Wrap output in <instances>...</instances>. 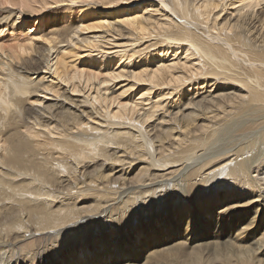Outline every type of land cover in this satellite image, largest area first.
<instances>
[{
	"label": "bare ground",
	"instance_id": "6f19581e",
	"mask_svg": "<svg viewBox=\"0 0 264 264\" xmlns=\"http://www.w3.org/2000/svg\"><path fill=\"white\" fill-rule=\"evenodd\" d=\"M41 1L42 6H31L28 0L0 4L19 5L21 10L30 6L40 14L49 4L79 0ZM99 1L87 4V16L112 4L118 14L122 1L128 6L137 0ZM159 1L172 12H164L165 20L136 13L90 27L75 20L74 35L71 24L51 29L55 36L63 30L72 41L80 30L114 28L130 38L156 36L153 48L171 43L196 56V63L184 65L179 74L172 71L177 63L112 76L173 86L166 100L155 101L153 111L137 117V103H121L112 112L98 92L87 95L93 74L87 78L73 66L69 77L63 55L56 59L53 73L66 82L78 79L70 91L86 95L75 97L69 90L44 86L45 78L39 76L42 69L51 68L52 45L36 47L34 55L25 57L29 43L19 41L23 31L13 28L20 51L13 52L14 47L0 60V264H264V149L243 158L255 146L251 138L239 145L230 141L225 147H211L227 130L246 131L264 121V8L255 11L262 0L245 2L242 14L226 20H220L215 9L223 11L228 0ZM17 12L18 19H28V13ZM2 22L0 18V34L12 26ZM33 38L29 34L28 39ZM38 73L35 80L32 75ZM203 75L212 78H200ZM186 82L192 92L180 93L178 87ZM47 92L58 98L44 102L47 96H37ZM159 107L164 114L145 126ZM204 187L212 190L209 196L198 195ZM137 194L138 200H182L179 207L159 212L152 223L141 220L137 230L125 233L120 228L135 218L124 215L126 204L130 199L134 203ZM116 200L123 204L120 208ZM115 223L120 230L111 228L110 234L100 236L99 229L102 238L97 242L89 247L80 243L92 224ZM71 236L72 241H66ZM77 240L79 247L69 250ZM65 243L68 251L46 263L45 258ZM19 246L23 252L13 258Z\"/></svg>",
	"mask_w": 264,
	"mask_h": 264
},
{
	"label": "rangeland",
	"instance_id": "374dc122",
	"mask_svg": "<svg viewBox=\"0 0 264 264\" xmlns=\"http://www.w3.org/2000/svg\"><path fill=\"white\" fill-rule=\"evenodd\" d=\"M32 1L28 0V3H30V5L37 4L36 6H40V5L42 6L43 4L41 3L42 2L41 0H39L40 1L38 2L39 4L36 2L38 0H32ZM90 1L93 2L99 0H84V1L79 0L76 1V3L74 4L73 3L71 4V2L59 1L58 4H54V5L49 4L46 7H44V9L40 11V14L39 11L38 12L33 11L32 7L30 6L26 7L24 10H21L22 8L19 7V5L18 6L13 5L12 7H10L11 6L10 4L6 6L5 4H0V18L3 20L2 24L5 25L6 23L12 24V26H10L11 29L6 26L7 28L4 29L5 31L4 30L1 31L0 60H1V56H4L8 52L11 53V51H13L15 48L16 49L13 52L15 51L16 53L18 52L19 47L17 49V47L14 45L17 44L18 41L16 42L13 40L12 30L14 27H15L14 28L15 31L20 28L19 30H22L23 33L22 36H20L19 41H21L22 43L28 42L29 44L27 48L30 47L27 50L29 52H27V54L24 53L25 57L29 56L30 53L34 55L36 47L44 48L45 45L47 46L52 45L51 46L52 51L50 56L51 68H49L48 65L47 67H45V69H42L41 75L40 73L32 75V77H35L34 78L35 80L39 79V77L44 76L45 78L44 86L49 84L51 85L50 87L53 86L57 92H61L65 89L70 91V89L72 88V84L79 82L78 79L74 80L73 82L63 81L55 73H53L55 67L54 63L56 62V59L61 55H63L62 57L65 58V62L68 64L66 68L70 70L69 77H71L74 73L73 66H77L80 71L81 70L84 71L85 77L87 78L90 75V73L93 74L94 79L92 80L91 85L86 89L85 93L87 95L91 94L92 96H94L95 93L98 92L100 99H102V101L105 100V103L109 105L108 109L112 110V112H117L119 110L118 109L119 104L121 103L123 104L127 102L138 104L136 108L139 110V112L135 114V117L139 115H144L148 111H153L156 108V105H154L155 101H158L160 99L166 100V98L168 97V93L171 91V88H173V86L157 85L155 83L151 84L150 82H139V81L136 82L134 81V79L128 78L129 75L122 76L121 78H113L112 76H114L115 74H119L122 71L128 73L129 70H135V72L138 74L139 72L145 69L152 70L153 68L157 67L160 64H165L166 66V65H176L177 63L178 65H176V68L172 69V71L175 74L182 73V71H184V65L196 63L195 61H197L195 60L196 56L192 55L187 48L184 49V46H176L174 44L168 43L165 44L164 47L156 49V47L153 48L154 46L151 47L150 45V43H152L153 40L154 41L156 40V36H152L151 39H144V40H141L139 37L130 38L126 36V33L125 36L119 35V33H117L114 30V28L108 29L107 27L106 28L91 27L90 29H85V30H80L78 28L80 31L77 30L78 34L74 37L72 41L70 39L67 40V38L65 37L66 34L62 33L63 30L60 31L59 35L55 36L54 33H53L54 35L51 33V29L53 28V26L63 27L64 25L69 26L71 24L72 30L69 32H72L73 30H75V26H76L74 24L75 20H79V22L82 21L85 23L86 27H90L93 26L94 24H97L99 21L107 20L108 18L112 20H119L121 17H123V15L132 16L136 13L153 15V18L155 19L165 20L166 15H163L165 14L164 12H168L171 14L172 12H169L168 7L165 8L164 6H162L159 0H140V1L137 0L136 2H133L128 6H126L127 4L125 3V1H122L120 3V7L123 10H121V12H119L118 14H114V12H116L117 10L116 9L117 6L112 7L113 6L112 4L110 7H107L108 9L105 10H103L104 8L103 9L97 8V10L94 11V12L98 11L97 13L87 16L88 14H90L88 11H86L88 8L87 4L90 3ZM247 1L250 0H228L227 5L223 11L220 10L221 7L215 9L216 14L217 13L221 14L219 17L220 20H223L224 17L226 20L231 15L238 16L239 14H242V6ZM99 3L102 4L101 1H99ZM7 7H9V9H7ZM263 8H264V0H262L260 4L256 6L255 11H259L260 9ZM1 9H7V12L3 13L1 12ZM18 10L24 12V16L25 13H28L27 14V16L29 15L27 17L28 19H26L28 22L26 20H24L23 22V19H18L19 18L18 17L19 13L17 12ZM55 13H57V16H54ZM4 15L7 16L10 15L11 17L6 18L7 16ZM84 17L86 18L85 20H83ZM17 19L19 21L16 24H13V22L17 21ZM47 19L48 21L45 22ZM29 34L32 35L34 38L29 40L30 39V38L28 39ZM72 34L74 35L75 33L72 32ZM85 40H89V41L94 40L96 45L88 46ZM21 53L23 54L22 51ZM0 68H1L0 71H3L2 65L0 66ZM206 77L209 79L212 78L208 75H203L200 78H206ZM85 80L86 79H84V81ZM133 83H135V86H133ZM81 86H84V83H82ZM149 88L151 90H148ZM192 88L193 87L189 85V82H186L183 86L178 87V91L180 93L183 92L184 94H186L192 92L193 90ZM85 93L83 94L79 92L70 91V94L75 95V97L85 96L86 95ZM37 96H39L41 99H45V97L47 96L44 102H46L47 99L51 101L52 99L55 100L56 98H58V96L53 92L51 93L47 92L46 95H44L43 93L41 94L38 93ZM171 97L173 100L177 101V103L179 102V100H177L178 98L177 96L172 95ZM184 99H185V95L183 96L182 99L180 98V102H179L180 105H182ZM177 103H173V104L177 105ZM132 105L135 106L134 104ZM169 105H171V103H169ZM164 106L167 109V104H165ZM95 107H97V104ZM157 109H158L157 113H155L152 119L146 122L145 126H148L149 124L153 125L151 123H153L154 120H158V118H160L164 114L165 109H163L162 107H159ZM91 123H93V121ZM260 124H261L260 126H256L252 129L248 128L246 131L245 130L242 131L238 129L227 130L224 133L226 135L222 133L221 138L218 141H216V143L211 144V147H215V144L216 147L217 145L218 147H223L224 145L227 146L230 141H232L231 142L232 145L234 144L239 145L240 143H245L247 140L254 139L253 142H255L254 143L255 146L250 152H247V154L243 158H247L251 156L253 153L259 154L260 153L259 150L264 149V138L262 137L263 134L262 132L264 130V121L263 123ZM115 127H121V126H115ZM122 127L124 128L128 126L124 125ZM241 158L242 157H240L239 159ZM173 187L174 185L171 183V189ZM175 188L176 187H174V189ZM210 190L211 189L204 187V190L202 189L198 195L199 196L202 195V197L209 196L212 193V190L211 191ZM137 195H134L137 196L135 198L136 200L134 199L135 201L134 203L130 199V202L126 204V208H125L126 213L124 215L126 214L134 215L135 218L130 222H126L128 224V225L126 224L127 226L125 225L126 228H120L123 229L125 233L126 231H130V232L132 231L133 233L134 230H137L141 226L142 222L152 223L156 219L157 214L159 212L161 213V211H163V209L165 208L169 209L172 207V209H174L179 207L178 204L182 200L179 198L180 201L178 200L179 202L177 201L174 203H173L174 200L173 199L170 200L169 198H163V199L152 198V199H156V201H150L152 200L150 197L147 198L146 200H142V199L138 200L140 199L141 195L139 194ZM146 197L147 196H145V198ZM117 198L120 199L121 196H118ZM116 201L118 204H114V205H118L117 208H120L119 205L121 204L120 206H122L123 204L118 200ZM150 208H152V210H154L155 213L150 212L149 211ZM121 211L123 212V210ZM152 213L154 214L152 217H150ZM97 217L102 218L100 215ZM106 219L107 218L102 219V221H107ZM121 220H118L116 222L119 223ZM141 220L143 221L141 222ZM90 227L91 228L87 230L89 232L88 234H86V237L84 238L85 240L83 242H80L83 243L85 247H89L88 244H92L93 241L97 242L99 238H102L100 236H102L104 232H109L110 234L111 228H115V230L117 229L120 230L116 223L115 226H111V224H104L103 226H101L103 227L102 229L101 227H98L96 224L95 225L92 224ZM97 230H99L98 233H100V236H97ZM132 233H130V235H132ZM118 236L119 234L117 235V237L115 236V241L118 239ZM39 237H41V234L39 235ZM66 241L68 242L72 241V236L70 238H67ZM39 242L40 241L38 242L36 241L35 242L36 245ZM80 243L79 240L75 241L74 243H72V247H69V250H71L72 248L75 249V247L78 248ZM33 244L34 243L32 242L31 245ZM192 244H196V243L193 242ZM67 245L68 244L66 243L65 245L63 244L61 247L62 250L60 251L57 250L55 251L54 256L45 258L46 263L54 262L53 258L55 256L57 257L56 254L58 252H60L61 255L65 254V252L68 251L66 249ZM20 248L23 249L22 247L19 246V249L18 251H16L14 257L12 256L13 258L18 257L20 251H22ZM28 248L27 249L25 248V250H29Z\"/></svg>",
	"mask_w": 264,
	"mask_h": 264
}]
</instances>
